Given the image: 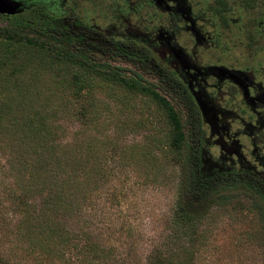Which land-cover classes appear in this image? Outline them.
<instances>
[{"label": "rangeland", "instance_id": "obj_1", "mask_svg": "<svg viewBox=\"0 0 264 264\" xmlns=\"http://www.w3.org/2000/svg\"><path fill=\"white\" fill-rule=\"evenodd\" d=\"M74 24L69 16L58 21L38 9L0 15V28L18 26L22 35L53 51H79L95 64H105L118 78H138L174 108L182 136L174 141L165 114L147 96L96 77L90 93H75L64 83L67 74L41 73L36 66L17 69L36 49L0 39V264H80L76 236L88 229L77 222L76 213L52 216L54 235L61 225L73 237L58 256L59 247L46 238L51 214L45 203L56 189L58 149L77 132L105 140V225L102 231L95 223L91 230L102 235V245L110 248L115 264H149L159 249L187 264H264V206L254 193L241 188L219 192L202 210L193 234L177 238L175 218L186 160L198 146L186 105L170 94V84L149 58L133 60L129 53L106 51L94 33L79 37ZM17 51L19 60H14ZM46 128L49 139L40 136ZM22 133L37 134L36 155L32 138L26 142ZM45 146L56 147L50 159ZM201 170L206 178L211 173L203 168L199 175ZM259 185L264 192V185ZM85 212L87 217L89 209ZM46 244L52 246V255L43 252Z\"/></svg>", "mask_w": 264, "mask_h": 264}, {"label": "flooded vegetation", "instance_id": "obj_2", "mask_svg": "<svg viewBox=\"0 0 264 264\" xmlns=\"http://www.w3.org/2000/svg\"><path fill=\"white\" fill-rule=\"evenodd\" d=\"M11 1L19 12L7 16H69L79 37L149 58L197 125L201 178L264 185V0Z\"/></svg>", "mask_w": 264, "mask_h": 264}, {"label": "trees", "instance_id": "obj_3", "mask_svg": "<svg viewBox=\"0 0 264 264\" xmlns=\"http://www.w3.org/2000/svg\"><path fill=\"white\" fill-rule=\"evenodd\" d=\"M40 10L39 8H37ZM42 11V10H40ZM48 15L47 12H44ZM0 39H4L8 42L27 44L29 47L36 49L35 55L29 54L28 58L24 57V62L19 63L17 69H20L21 65L24 68L32 69L37 67L41 73L54 72L57 75H68V80L65 83L66 86H70L75 93H90L92 90V78L96 77L100 79L102 83L105 81L109 84L123 85L125 89L130 92L139 93L143 96H147L151 99L165 114L166 120L169 126L174 131V141L181 138V121L174 110V108L163 97L158 95L150 86L142 84L138 78L124 79L118 78V76L105 69V64H95L89 59L87 55L79 51H72L69 49L59 48L53 51L45 43H39L37 40L27 38L22 35L18 26L9 28H0ZM20 52L13 53L14 60H19ZM131 58L136 60L132 55ZM2 64V61H0ZM3 65V64H2ZM31 67V68H30ZM33 70V69H32ZM86 117V116H84ZM83 117V118H84ZM192 127L197 131L196 124L192 120ZM180 133V134H179ZM22 140L29 142L33 147V154L36 155L37 140L36 133H22ZM51 132L48 128L41 131L40 136L43 139H49ZM60 135H64V130L60 131ZM198 141V137H197ZM45 152L48 154L49 159L52 156L55 148H49L45 146ZM105 140L99 141L96 138L89 136L87 133H74V138L70 142L63 143L58 149L56 155V163L54 171L56 172V189L53 190V194L45 201L49 204V211L51 218L47 223L46 238L48 243H53V246H58L57 255L61 256L62 251L67 247L69 241L73 238L68 235L61 225H59L56 236L52 232V216L61 215L69 216L74 213L78 214L77 222L84 224V227L88 231L83 230L76 239L79 241V249H77V255H80V264H115L116 257L110 251V248H105L102 245V235L100 233L95 234L91 228L93 224H101L103 231V225H105V159L102 160V156L105 158ZM130 160H134L129 156ZM197 149L191 150L188 153L186 160V167L183 176V188L181 191V197L179 199L178 211L176 213L175 222L177 224V238L182 236H191L193 234V227L198 219L202 216V210L216 201L218 193L226 188L244 189L251 193H254L259 201L264 206V192L260 189L259 183L254 180L244 177L238 178H220L215 180L204 181L198 174ZM102 164V165H100ZM104 165V166H103ZM103 168V169H102ZM104 172H103V171ZM51 185V183L49 184ZM50 186L49 191H52ZM104 188L103 191H100ZM54 196V198H53ZM89 209L88 216H85V212ZM85 210V211H84ZM50 222V223H49ZM97 231V227H96ZM56 241H53V238ZM49 238V240H48ZM183 240V239H181ZM43 248V252L52 255V246ZM180 251L185 250V246L182 244L179 247ZM78 264V263H77ZM149 264H187L184 261L172 259L169 255H163L162 250L159 249L155 252L149 261Z\"/></svg>", "mask_w": 264, "mask_h": 264}, {"label": "water", "instance_id": "obj_4", "mask_svg": "<svg viewBox=\"0 0 264 264\" xmlns=\"http://www.w3.org/2000/svg\"><path fill=\"white\" fill-rule=\"evenodd\" d=\"M15 6L11 0H0V15L10 14V12L18 13L19 9Z\"/></svg>", "mask_w": 264, "mask_h": 264}]
</instances>
